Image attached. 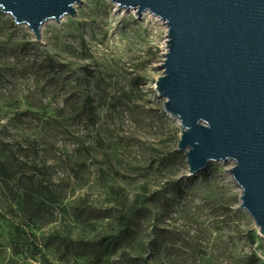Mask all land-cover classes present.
I'll use <instances>...</instances> for the list:
<instances>
[{
    "label": "rangeland",
    "instance_id": "obj_1",
    "mask_svg": "<svg viewBox=\"0 0 264 264\" xmlns=\"http://www.w3.org/2000/svg\"><path fill=\"white\" fill-rule=\"evenodd\" d=\"M75 10L45 21L40 40L0 13V159H20L25 174L35 162L57 201L54 222L24 226L0 182V264H39L24 248L14 253L16 224L44 238L105 233L112 208L122 206L112 188L123 203L139 199L142 210L134 240L111 264H264V237L238 208L233 162L186 175L184 152L176 150L180 125L165 113L154 83L166 28L110 0H82ZM87 96L92 114L83 111ZM45 254L52 264H88L64 256L60 243Z\"/></svg>",
    "mask_w": 264,
    "mask_h": 264
},
{
    "label": "water",
    "instance_id": "obj_2",
    "mask_svg": "<svg viewBox=\"0 0 264 264\" xmlns=\"http://www.w3.org/2000/svg\"><path fill=\"white\" fill-rule=\"evenodd\" d=\"M166 26L155 89L178 119L186 175L231 161L238 208L264 237V0H110ZM82 0H0V13L40 40L47 20L76 14Z\"/></svg>",
    "mask_w": 264,
    "mask_h": 264
},
{
    "label": "trees",
    "instance_id": "obj_3",
    "mask_svg": "<svg viewBox=\"0 0 264 264\" xmlns=\"http://www.w3.org/2000/svg\"><path fill=\"white\" fill-rule=\"evenodd\" d=\"M135 84L137 85L138 82L135 81ZM91 102L92 98L89 96L84 99L83 111L85 113H93L95 106ZM25 166L18 158L0 159V182H3L19 206L17 213L19 222L23 223L24 226H32L40 230L55 221L56 216L52 205L57 201L50 199L54 192L51 189L53 184L49 186V179L47 181L41 180L46 176L43 169L34 162L28 167L31 173L25 174ZM24 176L26 179L21 181ZM15 181L22 184L20 189L14 190L13 183ZM174 184L179 190L178 183L175 182ZM112 190L121 200L119 205L122 206L112 208L114 210L113 219L105 233L93 239H73L69 235L60 237L56 234L44 238L28 232L25 227L19 228L16 224L17 238L12 245L14 253H22L24 248L25 251L29 252V256L38 259L39 264H52L45 254V250L52 244L60 243L63 247V255L70 254L76 261L80 258H86L88 264H111L113 256L134 240V228L142 210L139 199L135 198L130 203H123L124 196L119 189L112 188ZM257 238H259L258 235H255L254 230H252L249 233V241L254 243ZM141 264L147 263L142 259Z\"/></svg>",
    "mask_w": 264,
    "mask_h": 264
},
{
    "label": "bare ground",
    "instance_id": "obj_4",
    "mask_svg": "<svg viewBox=\"0 0 264 264\" xmlns=\"http://www.w3.org/2000/svg\"><path fill=\"white\" fill-rule=\"evenodd\" d=\"M143 17H149V18H151V19H153V20L159 21V22H161V23L163 24V26L166 28V26L164 25V23H163L162 21H160L158 18L154 17L153 15H151V14L148 13V12H144V13H143ZM167 115H168L170 118L174 119L177 123H179V122H178V119H177L176 117L171 116V115L168 114V113H167ZM230 167H231V166H230ZM230 167H229V168H230Z\"/></svg>",
    "mask_w": 264,
    "mask_h": 264
}]
</instances>
